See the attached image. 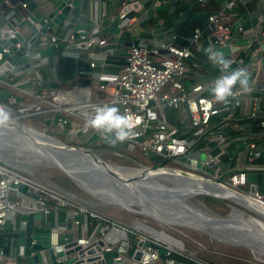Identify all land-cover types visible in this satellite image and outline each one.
I'll list each match as a JSON object with an SVG mask.
<instances>
[{
  "label": "built area",
  "instance_id": "obj_1",
  "mask_svg": "<svg viewBox=\"0 0 264 264\" xmlns=\"http://www.w3.org/2000/svg\"><path fill=\"white\" fill-rule=\"evenodd\" d=\"M145 2L121 0L116 14L118 33H131L145 18ZM213 3L218 9L205 14L204 20L195 21L186 32H160L162 39L151 33L150 39L129 41L124 62L117 71L107 62L116 46L112 48L106 39L94 35L98 31L97 20L90 21L91 31L86 36L74 38V33L82 30L64 29L38 37L32 33L25 38L18 25L22 19H17L11 8L6 11L0 8V41L16 40L14 49L26 50L25 63L14 67H7L9 63L4 58L11 56L9 49L0 51V90L9 93L0 105L11 111L12 121L24 123L27 118H35L41 129L33 130L89 148L112 146L99 132L85 130V123L97 107L116 106L136 135L115 146L130 154L139 150L137 157L144 165L135 168L153 164L168 167V161L179 163L188 167V172L211 180L221 179L226 187L264 207V194L256 183L247 181L248 174L264 171L260 162L264 159V0H213ZM68 7L70 11L73 9L71 4ZM237 10L243 16L235 21L233 15ZM11 21L15 24L5 27ZM20 36L22 40H17ZM36 40L39 49L34 47ZM60 42L64 43L59 52L61 58L84 63L75 71V82H61L55 75L48 79L41 71V61L33 58L40 47ZM209 46L225 51L226 57L233 61L232 70H247L249 92H242L237 86L228 103L214 102L209 89L222 74L219 69L205 81L185 84L210 62L204 51ZM53 57L57 67V54ZM201 154L203 161H199ZM180 157L199 166L181 162ZM20 185L26 186L28 198L35 196L30 207L16 195ZM10 195L16 199L11 201ZM67 196L0 160V231L8 225L18 233L21 214L38 212L45 224L49 217L65 209L72 217L69 222L64 219L47 230L50 247L76 242L81 249L94 250V244L100 240L103 242L100 250L85 257L97 258L94 262L100 264H213L180 244L143 235L132 225L131 228L122 225ZM88 220L94 223L92 227ZM36 232L41 231L26 235L24 249L42 259L29 264H49L44 250L34 247L32 236ZM111 252L115 256L106 262L103 255ZM77 258L74 253L58 261L72 264ZM24 263L27 262L14 258V247L10 246L8 254L0 250V264Z\"/></svg>",
  "mask_w": 264,
  "mask_h": 264
},
{
  "label": "water",
  "instance_id": "obj_2",
  "mask_svg": "<svg viewBox=\"0 0 264 264\" xmlns=\"http://www.w3.org/2000/svg\"><path fill=\"white\" fill-rule=\"evenodd\" d=\"M69 4L73 8H79L80 0H60L50 13L45 12L38 18H35L32 16V13L38 4L34 0H0V8L4 11L11 8L15 16L18 19H22L18 24L19 27L23 25L27 26L36 37L45 32L52 33L56 28H63L65 30L73 29L75 31L82 30V32L74 33V38L86 36L91 30L89 24L79 23L75 25L73 22H66V18L70 14ZM82 7L85 8V5ZM143 7L146 10V17L141 22V27H145L151 19L152 1L145 2ZM23 8L30 13L27 18L21 15ZM192 19L202 21L204 20V14L192 12L191 7H189L180 16L178 22H187ZM14 24L11 21L10 23H6L5 27L9 28ZM117 24L118 19L116 18L109 28L114 34H118L119 31ZM177 27L174 30H177ZM17 40H22V36L18 37ZM132 40H134V37L131 38ZM15 42L16 40L0 41V51L2 48H8L9 55H11L10 57L4 55V58H7L9 63L7 67H14L26 61L23 56L26 50L24 48L15 50L12 46ZM128 45L129 43H127ZM34 47H39V40L35 41ZM63 47V42L47 46L40 49L33 58L40 59L56 55L61 52ZM114 54L116 53L114 52ZM123 55H126V53ZM8 94L7 91L0 90V98ZM0 148L11 149L20 154L46 162L52 168H56L80 190L102 202L113 205L127 204L132 207L130 210L134 214L147 216L162 224L196 229L215 240L245 247L250 252H255L254 254L258 256H261L259 251L264 253V213L262 211L254 207L250 209L243 207L245 210L239 211L234 204H219L216 198L201 197L200 194L202 193H196V191L187 193L185 196L181 194L183 196L181 198L178 190L174 188L179 183H194L197 188L204 191V185L209 184L219 188V190L223 188L242 198L248 199L237 191L226 187L221 182V179L211 180L199 174L173 167L151 166L122 168L112 166L104 161L95 150L89 147L75 145L64 140L53 138L29 128L24 123L12 121L11 119L7 125L0 127ZM179 160L181 162H187L190 165L199 166L198 163L186 161L183 157H180ZM138 169L140 170L137 174L127 173ZM148 173H153L151 178L144 177ZM157 173L162 174L157 175ZM160 178L164 181L171 182L175 186L171 188L164 186L151 190L138 187L134 184L142 179L145 182L163 186L156 181V179ZM247 181L256 184L264 183V174H248ZM26 189L25 185H20L17 188V197L21 201L27 199L34 201V195H31L29 198L26 196ZM101 195L109 196V201L101 199ZM22 204L25 203L22 201ZM254 204L260 206L259 204ZM33 215L38 219L40 218L38 212ZM19 219L18 234L14 242V254L16 256L23 254L26 242L25 225L27 216L21 214ZM134 222L140 223L142 226L158 234L155 229L143 224L141 221L135 220ZM237 222H242V224L237 227ZM146 233L151 234L149 232ZM32 239L35 241L34 247L44 250V253L48 255L49 264H64L57 259L74 253L77 254L78 258L72 264H100L99 262H94L97 258H85L87 255H92L94 251L100 250V247L103 245V242L100 240L94 244V250H84L76 246V242H71L63 246L59 244L50 247V234L48 231L36 232L33 234ZM63 249L66 250L63 252ZM113 256H115L114 252L105 253L103 258L108 262ZM36 262H38L37 258L35 259Z\"/></svg>",
  "mask_w": 264,
  "mask_h": 264
},
{
  "label": "crops",
  "instance_id": "obj_3",
  "mask_svg": "<svg viewBox=\"0 0 264 264\" xmlns=\"http://www.w3.org/2000/svg\"><path fill=\"white\" fill-rule=\"evenodd\" d=\"M37 2L38 6L35 9V11L32 13V16L35 18H38L42 13H50L53 9L54 6L60 2V0H34ZM144 1H152V14H151V21L147 23L145 27H141V22L145 19H143L139 24L135 26V29L132 30L131 33L125 34L122 31L118 34H114L110 31V26L112 22L116 19V14L118 12V9L121 4V0H80V7L73 8L70 11V14H68V17L66 18V22H72L76 24H89L91 23L90 21L97 20L98 22V31L94 34L98 38H104L107 40L109 44L112 45V48L116 46L115 53L113 54L114 56L117 57L115 59L112 68L113 70L117 71L123 64L124 62V56L127 47V43L131 41V38L134 37V40H139V39H150L152 37L151 33H155V36H157L159 39L163 38V36L160 34V32H164L167 34L168 32H186L188 31L192 24L195 21L198 20H189L187 22H178L180 16L185 12V10L189 7H191V11L195 13H203L199 12L195 8V0H144ZM85 5V8L82 6ZM77 9V16L73 17V10ZM236 9H240L237 7ZM165 12V17H161V14ZM205 15V13H203ZM21 15L24 18H27L30 13L26 9L21 10ZM234 18L235 21L238 20L240 16H243L241 12L237 10L236 13H234ZM72 17V19L70 18ZM146 17V14H145ZM17 18V17H16ZM18 19V18H17ZM70 19V20H69ZM177 27V30H174V28ZM21 34L25 38L30 36L32 33L30 29L23 25L21 27ZM64 31V29L56 28L53 32H60ZM91 31V30H90ZM164 34V35H165ZM133 41V40H132ZM121 42V44H119ZM114 45V46H113ZM42 47H40L41 49ZM39 49V48H37ZM225 52V51H224ZM199 55H202V52L198 53ZM48 56L44 58L38 59L41 61L42 64V72L45 74V76L48 79H51L55 76L58 77V79L62 81H68L69 83L75 82L76 76H75V71L77 67L79 66H84L82 62H76L74 60H71L70 63V68H69V76L68 78H65V80L60 79V75L58 72V66L55 67V64H53V57ZM61 58V57H60ZM157 57H154L156 59ZM64 59V58H62ZM58 64V62H57ZM205 69V71H203ZM202 71L199 72L195 78L193 77L185 81V84L187 86L195 83V82H202L205 81L206 79L212 77L218 72V68L214 66L212 63H208L206 67L201 69ZM197 77V78H196ZM0 99H3L1 97ZM262 164H264V159L261 160ZM260 173V172H259ZM262 174H264V171H261ZM257 189L264 194V183L257 184ZM16 197L14 195H10V200L14 201ZM24 205L26 207H30L34 201L31 199L27 200H22ZM21 201V202H22ZM72 217V213L69 210H60L58 214L53 215L51 217V221L48 223L43 224L42 220L37 218L34 215H27V220H26V225H25V230H26V235H27V229H38V226L43 224V227H41V232L47 231L51 226H55L56 224L63 223L64 219H66L68 222L70 221ZM20 221V219H19ZM6 232L9 233V238H4L6 241L3 243L2 246H0V249L4 251L5 254H8L10 251V246L14 247V239H16L17 234L11 230V228L6 225L4 229L0 231V236L6 234ZM6 247H8V251L6 252ZM36 252V249H34ZM46 262L49 263V257L47 254H44ZM14 258L17 261H25L27 263H34L35 259L37 258L39 261L42 259L41 256H35V254L30 253L28 249L25 247L24 252L22 255L16 256L14 254ZM58 260V259H57Z\"/></svg>",
  "mask_w": 264,
  "mask_h": 264
},
{
  "label": "rangeland",
  "instance_id": "obj_4",
  "mask_svg": "<svg viewBox=\"0 0 264 264\" xmlns=\"http://www.w3.org/2000/svg\"><path fill=\"white\" fill-rule=\"evenodd\" d=\"M59 59L61 61L62 58L59 57ZM25 120L23 122L29 128L36 130L41 129L37 124H35L34 126L33 124H31V122ZM49 135L51 136L52 134ZM95 148H91V149L95 150ZM97 153L99 154V152ZM99 155L104 161H106L112 166L130 168L129 164H127L128 162H126L127 159H123L119 157H111L109 156L110 154L107 152ZM132 155L136 157L140 156L139 150L136 149L132 153ZM0 160L20 171H23L28 175H30L31 170H37L35 167H33L34 166L33 164L35 162L32 163L26 157L22 156V154L11 149L0 148ZM203 160H204V154H201L199 156V161H203ZM166 165L168 167H177L185 171L189 170L188 167L179 163H174L172 161H168ZM136 167L139 166L137 165ZM60 175L62 174L56 168H52V167L51 169L43 171L42 174L43 177L44 176L57 177ZM36 180L46 184L50 183L48 181H44L41 178H36ZM156 181L159 184H162L163 186L168 188L175 186L171 184V182L164 181L161 178L156 179ZM204 188L209 191H215L217 189L213 185H209V184L204 185ZM57 189L66 196L68 195L70 197H74L75 198L74 201L78 202L79 204H86L87 207L91 208L95 212L104 214L110 217L111 219L117 221L118 223H121L122 225L128 226L130 228L132 225L133 228H135V225L140 223H136L134 221L135 220L141 221L143 224L155 229L158 232V235L166 239L167 241L174 244H180L189 252H192L193 254H196L202 259L207 260L213 264H240V262H243L245 264H264V258L262 256H258L256 254L254 255L247 248L238 245H231L228 243L215 240L196 229L181 227L177 225L174 226L169 224H162L147 216L134 214L132 210H130L131 207H120L118 205L102 202L101 200H97L85 192L81 193L74 189H69V190H63L59 188ZM201 197H205V196H201ZM218 201L219 204H233L231 202L228 203L229 201L225 202V200L223 201L221 199ZM234 205L236 206V208H238L239 211L245 210L242 207L238 206L237 204ZM136 231L142 233L143 235L148 236V233L146 232H143L138 229H136Z\"/></svg>",
  "mask_w": 264,
  "mask_h": 264
},
{
  "label": "clouds",
  "instance_id": "obj_5",
  "mask_svg": "<svg viewBox=\"0 0 264 264\" xmlns=\"http://www.w3.org/2000/svg\"><path fill=\"white\" fill-rule=\"evenodd\" d=\"M208 60L222 73L209 89L214 102L226 104L233 96V89L239 86L242 92H249L250 74L246 69L232 70L233 61L226 57L223 50L209 46L205 50ZM12 117L10 110L0 105V127L7 125ZM91 128L99 132L112 146L123 144L136 135L126 116L120 114L116 106L97 107L85 123V130Z\"/></svg>",
  "mask_w": 264,
  "mask_h": 264
},
{
  "label": "trees",
  "instance_id": "obj_6",
  "mask_svg": "<svg viewBox=\"0 0 264 264\" xmlns=\"http://www.w3.org/2000/svg\"><path fill=\"white\" fill-rule=\"evenodd\" d=\"M195 8L199 12H203L205 14H208V13H212V12L216 11L218 9V6L215 3H213V0H208L205 3H195ZM76 16H77V9H74L73 10V17H76ZM161 17L162 18L165 17V12H163L161 14ZM151 20L152 19H150V21ZM57 57H58L57 66H58V72H59V75H60V79L61 80H65V78L70 77L69 76V68H70L71 59H61V61H60V59H59L60 53L57 54ZM115 59H117V57L114 56V55H110L108 57L107 62L109 64V66L113 65ZM49 83H50V85L58 86L56 82H49ZM2 101H3V99H0V102H2ZM26 120H28V122H31V124H33L35 126V124H36L35 118H27ZM95 151L99 152V154H103V153L107 152V153L110 154L109 156H111V157H119V158L127 159L126 162H128L127 164H129L130 168H132V167L135 168L137 165L138 166L144 165L143 162L138 157L133 156L132 154L126 152L125 150H122L118 146H115V147H113V146L96 147ZM22 156L26 157L32 163L35 162L33 164L34 165L33 167H35L37 170H31L30 171V176L31 177H33L35 179L36 178H41L44 181L50 182L48 185L56 187V188H59V189H63V190L74 189V190H76L78 192L84 193V191L79 190V188L77 186H75L68 178H66V177H64L62 175L57 176V177H49V176H44L43 177L42 176L43 171L51 169V166L49 164H47L46 162L40 161V160H38V159H36L34 157H31V156H28V155H24V154H22ZM220 158L223 159V156L222 157L220 156ZM156 165L157 164H153V166H156ZM205 197H208V196H205ZM218 200H220V199H218ZM228 203H230V202H228ZM48 220L50 222L51 221V217H49ZM88 221H89V226L92 227V225L94 223L91 220H88ZM35 230L36 231H41V228H38V229H27V236L31 235V233H33ZM7 237L9 238V233L8 232H6V234L0 236V246H2L3 243H5L6 240L4 238H7ZM7 251H8V247H6V252ZM240 264H245V263L240 262Z\"/></svg>",
  "mask_w": 264,
  "mask_h": 264
},
{
  "label": "bare ground",
  "instance_id": "obj_7",
  "mask_svg": "<svg viewBox=\"0 0 264 264\" xmlns=\"http://www.w3.org/2000/svg\"><path fill=\"white\" fill-rule=\"evenodd\" d=\"M139 170L140 169L135 170L133 172H127V173H129V174H137V173H139L138 172ZM159 174H162V173H157V175H159ZM152 175H153V173H148L144 177L147 176V178H151ZM134 184H136L138 187L148 188V189H151V190L152 189H156V188L164 187V186L157 185L155 183L145 182L142 179H140L139 181L135 182ZM174 188L178 190V192L180 193V197L181 198H183V196H185L187 193H191L192 191H196V193L197 192L202 193V194H200V196L214 197L216 199H221V200L229 201V202H231L233 204H237L238 206H240L242 208L243 207H246V208H249L250 209L251 207H254V208H256V209H258V210H260V211H262L264 213V207L263 206H261V205L260 206L255 205L252 200H248V199L242 198L241 196H239V195H237V194H235V193H233V192H231L229 190H225L223 188H221L220 190H219V188H217L215 191H209V190L206 191L207 189L204 188V191H203L202 189L197 188V186L194 183H189V184L188 183H184V184L179 183ZM201 191H203V192H201ZM100 198L103 199V200H105V201H109V196H105V195L102 196L101 195ZM115 205H118L120 207H131V206L127 205V204H115ZM241 224H242V222H237L236 223V226L239 227ZM135 229H139V230L141 229L144 232H149V233H151L154 236L161 237L157 233H154L149 228H146V227L142 226L141 224H136L135 225ZM210 233H212V232H210ZM162 240H164L165 242H169V241H167L164 238H162ZM169 243L175 245L174 243H171V242H169ZM259 252H260V255L264 258V253L262 251H259ZM254 253L255 252H253V254Z\"/></svg>",
  "mask_w": 264,
  "mask_h": 264
}]
</instances>
